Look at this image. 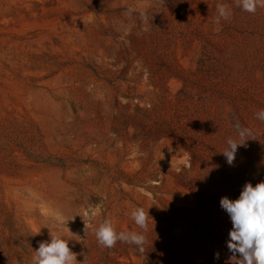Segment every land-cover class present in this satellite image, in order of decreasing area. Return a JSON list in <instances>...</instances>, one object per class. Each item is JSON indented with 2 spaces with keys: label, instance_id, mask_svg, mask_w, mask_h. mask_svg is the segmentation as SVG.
I'll use <instances>...</instances> for the list:
<instances>
[{
  "label": "rangeland",
  "instance_id": "obj_1",
  "mask_svg": "<svg viewBox=\"0 0 264 264\" xmlns=\"http://www.w3.org/2000/svg\"><path fill=\"white\" fill-rule=\"evenodd\" d=\"M0 264H264V0H0Z\"/></svg>",
  "mask_w": 264,
  "mask_h": 264
}]
</instances>
